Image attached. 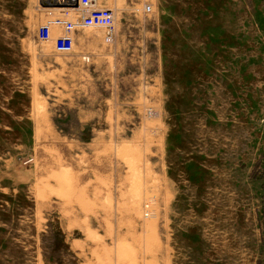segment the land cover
<instances>
[{
  "label": "rangeland",
  "instance_id": "rangeland-1",
  "mask_svg": "<svg viewBox=\"0 0 264 264\" xmlns=\"http://www.w3.org/2000/svg\"><path fill=\"white\" fill-rule=\"evenodd\" d=\"M101 6L62 54L0 0V264H264V0Z\"/></svg>",
  "mask_w": 264,
  "mask_h": 264
},
{
  "label": "built area",
  "instance_id": "built-area-1",
  "mask_svg": "<svg viewBox=\"0 0 264 264\" xmlns=\"http://www.w3.org/2000/svg\"><path fill=\"white\" fill-rule=\"evenodd\" d=\"M41 7L46 9H61L60 16H54L39 28L38 39L49 42L54 39L55 51L69 54L75 47V34L77 31L93 28L103 33L106 43H114L116 31V13L109 7H102L101 0H39ZM147 12L152 11L151 5H146ZM54 28L57 32H54ZM149 205H146V209ZM149 216V211L145 213Z\"/></svg>",
  "mask_w": 264,
  "mask_h": 264
},
{
  "label": "crops",
  "instance_id": "crops-1",
  "mask_svg": "<svg viewBox=\"0 0 264 264\" xmlns=\"http://www.w3.org/2000/svg\"><path fill=\"white\" fill-rule=\"evenodd\" d=\"M79 31L76 32L75 34V38L78 36ZM66 65V64H65ZM61 66L59 69H64L65 72H73L77 73L80 72V74H82L84 72V77H87V75L89 76V73L86 71L87 69H90L89 67L84 68L83 66H81V63L79 62H70L68 63L66 66ZM86 69V70H85ZM80 117H85V118H95V117H102L103 116V112L102 111H91V110H82L79 112ZM106 117L108 116V112H106V114H104ZM143 123V124H142ZM139 126V130H142L144 127H146V122H145V118L143 119V121L138 125Z\"/></svg>",
  "mask_w": 264,
  "mask_h": 264
},
{
  "label": "bare ground",
  "instance_id": "bare-ground-1",
  "mask_svg": "<svg viewBox=\"0 0 264 264\" xmlns=\"http://www.w3.org/2000/svg\"><path fill=\"white\" fill-rule=\"evenodd\" d=\"M86 59H88V57L86 58ZM148 185V184H147ZM149 193V192H148Z\"/></svg>",
  "mask_w": 264,
  "mask_h": 264
}]
</instances>
